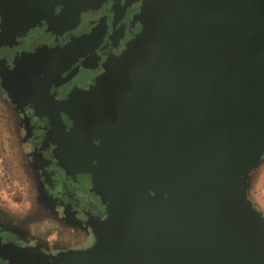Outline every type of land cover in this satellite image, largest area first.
<instances>
[{"label": "flooded vegetation", "instance_id": "obj_1", "mask_svg": "<svg viewBox=\"0 0 264 264\" xmlns=\"http://www.w3.org/2000/svg\"><path fill=\"white\" fill-rule=\"evenodd\" d=\"M259 1L252 7L238 6L249 15L253 7L258 11L262 6ZM149 9L157 11L152 26L144 22ZM170 9V15L160 13ZM236 10L237 20L233 14L226 20L222 10L211 11L201 0H0V87L19 113L26 170L44 199H39L36 219L28 227L11 237L0 227V264H12L25 246L47 256L85 249L93 245L86 239V224L112 233L129 221L136 229L147 215V221L159 219L161 228L153 227L157 237L176 241V233L190 230L185 243L176 241L184 256L176 254L174 264H194L193 254L201 245L190 235L198 223L210 221L196 220L188 209L164 212L157 204L156 190L186 198L174 189L181 181V159L170 137L143 129L156 124L157 114L175 97L176 86L166 87V80L158 81L160 76L189 69L182 85L193 90L204 86L197 62L213 56L197 50L207 52L209 45L220 49L231 41L229 47L235 44L248 58L251 51L256 53ZM161 21L166 22V31L157 45L138 47V39L150 40L163 28ZM120 60L128 65L123 79L131 107L116 103L106 85L112 71L118 74L115 64ZM206 64L201 71L208 70ZM242 82L229 79L217 101L220 107L240 100L236 91ZM145 150L157 154L155 164L158 157L164 162L159 164L163 174L143 163ZM114 161L128 165L135 180ZM205 230L202 235L209 226ZM214 242L208 241L205 248L216 254V264H240L236 248L226 238L220 235L216 246Z\"/></svg>", "mask_w": 264, "mask_h": 264}, {"label": "water", "instance_id": "obj_2", "mask_svg": "<svg viewBox=\"0 0 264 264\" xmlns=\"http://www.w3.org/2000/svg\"><path fill=\"white\" fill-rule=\"evenodd\" d=\"M255 1L201 0V3L211 11L222 10L226 20L229 19V14H233L237 20L236 9H238L242 18L240 25L251 33L252 38L249 39L248 44L256 48V53L251 51L248 58V54L241 53L235 44L230 48L231 41L228 45L224 43L220 49L217 45H209L207 52L204 49L197 50V53L209 52L211 53L209 55L213 56L209 61L208 59L206 61L205 57L198 59L197 62L198 74L201 75L204 86L193 90L182 85V79L184 81L189 69L177 72L171 77L160 76L158 81L166 80V87L176 86L175 97L166 109L157 114L158 122L143 129L150 134L170 137L175 145L176 155L181 159L179 166L181 181L174 189L182 191L186 198L176 195L166 196L154 190L157 204L164 212L167 209H188L196 220L203 217L210 221L208 224L198 223L199 228L195 226L196 233L193 229L192 234H189L194 243L201 245L200 252L193 254L196 255L193 259L194 264L217 263L214 261L216 254L209 250L207 252L205 243L208 241L213 243L215 240L218 243L220 235L226 238L229 245L233 244L236 248L237 260L240 264H264V220L246 194L247 176L264 150V0L259 1L262 6L258 11L253 7L255 11H248L249 15H244L246 9L244 7H252ZM240 4L245 6L240 8L238 6ZM149 11L150 16L144 22L152 26L157 11L153 12L152 9ZM161 11L163 15H170L171 9ZM161 24L163 28L156 31L150 40L147 37L138 39V47L147 49L151 44L157 45L163 29L166 31V22ZM158 33L155 40V35ZM167 48L169 49V45ZM226 50L229 52L226 53ZM153 52L154 49L151 51L152 58L155 57ZM206 62L208 70L201 71V67L207 68ZM125 64L126 62L121 60L115 64L118 74L117 71H112L106 85L116 103L119 101L131 107L129 91L124 86L123 79L129 74L128 65ZM235 69L238 71L235 72ZM191 75L196 76L194 73ZM234 77L243 79L236 91V96L240 100L229 106L220 107L217 101L222 98L224 86ZM149 95L145 98L149 99ZM208 102L214 103L211 105L207 104ZM144 134L148 135V133ZM144 153L143 163L157 175L163 174L165 169L160 165H165L164 162L160 160L162 163H159V157L156 164L154 161L157 154L149 150H145ZM128 161L132 165L133 160ZM116 163L122 166L128 177L135 180L132 172L128 170V165L117 161L112 164L116 165ZM142 213L144 212H139V216ZM148 218L149 215L144 218L145 221H139L140 224L136 229L131 228L129 220L127 227L119 226L112 233L110 230L97 228L99 233L96 243L85 251L71 252L53 260L40 257L35 262L38 264H174L176 254L184 256L175 246L176 241L180 244L185 243L186 235L190 230H187V233L181 230L176 233V241L173 238L167 240L162 236L157 237V233L153 234L161 228L158 225L159 219L147 221ZM207 226H209L208 235L207 233L202 235V232H206ZM153 227H156L155 231ZM195 235L197 238H194ZM211 237L214 239L212 240ZM166 243H170L169 248L165 246ZM217 243L214 242V246Z\"/></svg>", "mask_w": 264, "mask_h": 264}, {"label": "rangeland", "instance_id": "obj_3", "mask_svg": "<svg viewBox=\"0 0 264 264\" xmlns=\"http://www.w3.org/2000/svg\"><path fill=\"white\" fill-rule=\"evenodd\" d=\"M16 111L15 105L6 98L0 87V227L4 234L9 235L7 237L35 221L36 211L41 206L39 199L44 200L33 185V175L26 170L24 150L20 145L19 113ZM246 185L248 200L264 220V150L250 170ZM85 229L88 233L86 239L94 245L99 233L97 227L86 224ZM15 243L18 244L17 241ZM90 247L47 256L25 246L24 253L14 255L12 264H38L35 261L40 257L53 260L71 252H83Z\"/></svg>", "mask_w": 264, "mask_h": 264}]
</instances>
